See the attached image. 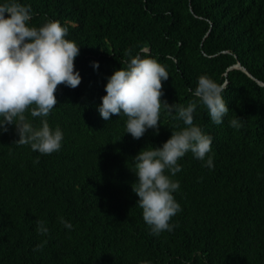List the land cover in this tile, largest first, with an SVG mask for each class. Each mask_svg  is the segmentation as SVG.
I'll list each match as a JSON object with an SVG mask.
<instances>
[{"label": "trees", "instance_id": "1", "mask_svg": "<svg viewBox=\"0 0 264 264\" xmlns=\"http://www.w3.org/2000/svg\"><path fill=\"white\" fill-rule=\"evenodd\" d=\"M18 2L31 6L29 26L56 20L68 28L82 80L75 89L58 86L46 118L25 114L34 128L47 119L62 130L58 152L17 145L14 124L0 132V264H264V0ZM126 49L166 68L161 99L196 101L194 124L212 137L213 168L189 151L180 172L166 171L180 184L173 195L182 211L170 221L173 231L159 235L136 205L133 158L186 125L162 107L158 133L148 129L136 140L127 117L101 118L107 78L126 67ZM201 75L226 86L229 112L220 125L192 95ZM232 119L242 126L230 127ZM37 220L47 235L37 233Z\"/></svg>", "mask_w": 264, "mask_h": 264}, {"label": "clouds", "instance_id": "2", "mask_svg": "<svg viewBox=\"0 0 264 264\" xmlns=\"http://www.w3.org/2000/svg\"><path fill=\"white\" fill-rule=\"evenodd\" d=\"M32 19L31 6L18 0L0 4V132H7L9 125H15L19 146L29 145L32 151L42 155L58 152L62 146L63 132L59 127L50 128L47 119L34 128L26 118H46L57 105L56 91L63 84L75 89L81 83V76L75 70V59L80 47L65 37L68 28L59 21L47 20L39 27L29 26ZM126 67L107 78L102 103L98 112L105 121L113 115L125 116L126 133L133 139L143 137L148 129L158 133L162 107L174 119L186 125L180 131H172L171 137L162 145L142 150L134 158V174L138 181L132 185L138 196L137 204L142 209L144 222L154 235L173 231L177 225L170 224L173 216L182 211L173 193L180 188L166 171L175 176L182 170L178 161L189 151L197 160H207L203 166L213 168L211 152L212 137L194 124L196 101L187 107L168 104L164 95L163 81L168 80L166 68L154 58H142L126 49ZM94 68L99 67L94 62ZM226 86L214 82L207 75H201L192 95L207 109L211 121L220 125L229 112L222 93ZM229 126L239 129L238 119L229 121ZM39 163V157L34 160ZM60 223L71 230L73 225L60 218ZM37 233L47 235L45 222L37 220ZM46 243V241L44 242ZM44 243L34 251H42Z\"/></svg>", "mask_w": 264, "mask_h": 264}, {"label": "water", "instance_id": "3", "mask_svg": "<svg viewBox=\"0 0 264 264\" xmlns=\"http://www.w3.org/2000/svg\"><path fill=\"white\" fill-rule=\"evenodd\" d=\"M236 68L242 70L243 72H245L248 76H250L249 72H247L243 67L240 66V64H236L235 65ZM251 77V76H250ZM252 78V77H251Z\"/></svg>", "mask_w": 264, "mask_h": 264}]
</instances>
